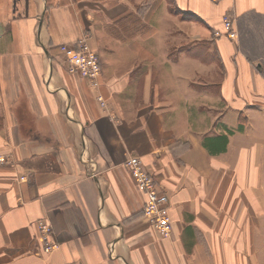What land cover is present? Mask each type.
Returning a JSON list of instances; mask_svg holds the SVG:
<instances>
[{
  "label": "crops",
  "instance_id": "0c3cea01",
  "mask_svg": "<svg viewBox=\"0 0 264 264\" xmlns=\"http://www.w3.org/2000/svg\"><path fill=\"white\" fill-rule=\"evenodd\" d=\"M82 37L98 89L59 51ZM0 153V264H264V0H0Z\"/></svg>",
  "mask_w": 264,
  "mask_h": 264
},
{
  "label": "built area",
  "instance_id": "2783aa9c",
  "mask_svg": "<svg viewBox=\"0 0 264 264\" xmlns=\"http://www.w3.org/2000/svg\"><path fill=\"white\" fill-rule=\"evenodd\" d=\"M212 2L218 0H211ZM223 32L217 30L214 36L224 34L226 37L234 39L236 32L233 28L232 19L225 15L222 18ZM59 51L64 55L68 71L88 81L90 87L98 89L100 86V63L96 52L90 47L84 37L75 44H62ZM96 100L102 108H106V102L101 94L96 95ZM12 161L8 154L0 153V166ZM129 174L134 180L137 188L143 192L145 203L142 208V216L146 223L155 229L162 237H169L172 231V220L166 194L161 192L153 177L144 168L139 157L131 156L124 162ZM38 238L42 245L44 254H49L58 249L59 243L53 237L52 225L44 218L36 223Z\"/></svg>",
  "mask_w": 264,
  "mask_h": 264
}]
</instances>
